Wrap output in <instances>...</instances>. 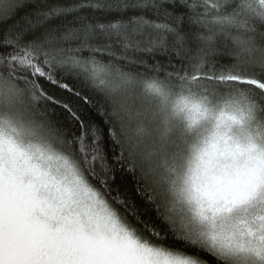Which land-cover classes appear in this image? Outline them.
Here are the masks:
<instances>
[{
	"label": "snow or ice",
	"instance_id": "snow-or-ice-1",
	"mask_svg": "<svg viewBox=\"0 0 264 264\" xmlns=\"http://www.w3.org/2000/svg\"><path fill=\"white\" fill-rule=\"evenodd\" d=\"M0 264H264V0H0Z\"/></svg>",
	"mask_w": 264,
	"mask_h": 264
}]
</instances>
